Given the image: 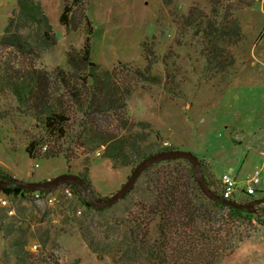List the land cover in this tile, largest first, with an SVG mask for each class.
<instances>
[{"label": "rangeland", "instance_id": "1", "mask_svg": "<svg viewBox=\"0 0 264 264\" xmlns=\"http://www.w3.org/2000/svg\"><path fill=\"white\" fill-rule=\"evenodd\" d=\"M34 1L41 3L57 43L53 47L44 44L38 26L20 23L18 17L13 27L25 37L31 51L25 55L0 48L3 69L21 75L46 74L51 98L74 111L71 124L78 131L82 114L71 101L70 91L72 87L83 90L85 71L71 63L70 56H79L88 32L94 31L91 62L102 70L115 71L121 84L133 83L129 81L136 70L146 69L142 44L147 41L155 53L151 75L161 83L136 81L127 117L134 123H150L153 138L159 134L164 145L191 153L208 166L218 182L224 174L243 181L261 169L254 198H264V0ZM67 5L72 10L69 27L60 23ZM14 11H18L17 3L8 2L6 19L0 9V40ZM190 14L203 23L189 26L186 19ZM226 19H236L243 36L233 45L232 41L219 42L231 48L236 60L234 66L220 71L208 63L210 46L205 33L210 23L219 27ZM49 140L35 115L34 101L19 103L12 90L5 89L0 94V167L5 173L30 186L64 178L82 185L79 175L90 160L93 191L88 201L102 197L115 203L119 199L132 175L131 167H115L111 159L103 157L104 148L92 153L76 150L78 159L71 168L63 157L31 158L27 153L28 144L36 141V154L43 156L46 146L53 145ZM16 188L0 186V264H113L112 256L99 259L89 248L80 222L114 225L135 210L139 199L134 196L99 213L82 202L71 204L63 198L65 209L44 212L29 195H23V187ZM6 195L14 214L2 206ZM254 198H243L241 204ZM78 210L82 214L74 216ZM253 210L264 220V203ZM254 226L252 237L221 264H264V227L257 222ZM35 244L40 247L33 253L30 247Z\"/></svg>", "mask_w": 264, "mask_h": 264}, {"label": "trees", "instance_id": "2", "mask_svg": "<svg viewBox=\"0 0 264 264\" xmlns=\"http://www.w3.org/2000/svg\"><path fill=\"white\" fill-rule=\"evenodd\" d=\"M17 9L9 16L0 48H13L25 55L31 51L25 37L13 27L18 17L20 23L38 26L39 39L44 44L56 45L53 27L41 3L17 0ZM71 11L65 6L60 17L65 27L70 26ZM192 16L194 14L186 19L189 26L203 23V19L197 21L200 17ZM93 34V30L88 32L77 58L70 56V62L84 67L85 71L83 90L72 87L70 91L71 101L82 114L78 131L71 124L74 111L61 100L51 98L46 74L21 75L13 69H3L0 62V94L9 88L19 103L33 100L35 115L43 125L45 136L53 143L51 147L46 146L44 155L39 157L36 154L39 144L32 141L26 147L27 153L31 158L63 157L71 168L72 161L78 159L76 150L81 148L92 153L104 148L103 157L111 159L115 167L132 168V175L115 203L102 197L94 198L93 204L88 201L89 192L93 191L90 160L85 161V171L79 175L83 184L73 182L83 206L99 213L134 196L139 198L135 210L129 212L127 218L117 219L114 225L80 222L83 238L99 259L112 256L113 264H221L224 257L234 254L245 239L252 237L256 230L254 222L264 227V220L253 210L264 203V198L253 196L250 202L240 203L239 208L230 206L229 200L221 194L220 182L208 166L191 153L164 145L159 134L153 138L150 123L132 122L127 117V107L134 92L133 85L136 81L161 83L160 78L151 75L155 53L148 42H144L146 69L136 70L129 81L133 83L121 84L115 71L102 70L91 62ZM205 36L210 46L208 63L220 71L234 66L236 60L231 48H224L219 42L232 41L233 45L239 41L243 36L240 23L236 19H226L219 27L210 23ZM62 78L66 82V78ZM65 180L71 182L68 178L62 181ZM0 186L18 189L28 184L15 180L0 167Z\"/></svg>", "mask_w": 264, "mask_h": 264}, {"label": "built area", "instance_id": "3", "mask_svg": "<svg viewBox=\"0 0 264 264\" xmlns=\"http://www.w3.org/2000/svg\"><path fill=\"white\" fill-rule=\"evenodd\" d=\"M47 147L45 148V150ZM261 169L255 171L251 176H248L243 181H237L234 177L229 174H224L220 179L221 194L226 200L235 202L237 204L242 203L243 198H251L257 194V187L261 183ZM23 187V195H29L30 199L37 205L38 208L46 212L53 208L65 209L66 204H62V199L65 198L66 201L81 202L79 194L74 189L73 182L65 181H55L49 180L45 182L42 186H30ZM21 196V194H17ZM10 197L5 196L1 200L2 206L4 208L10 209ZM57 210V209H56ZM10 214H14V209H10ZM82 211L78 210L74 213V216L81 215ZM39 245L35 244L30 247L33 253L39 250Z\"/></svg>", "mask_w": 264, "mask_h": 264}, {"label": "crops", "instance_id": "4", "mask_svg": "<svg viewBox=\"0 0 264 264\" xmlns=\"http://www.w3.org/2000/svg\"><path fill=\"white\" fill-rule=\"evenodd\" d=\"M8 2L15 4V3H17V0H0V9L4 10L6 19H7V3Z\"/></svg>", "mask_w": 264, "mask_h": 264}, {"label": "water", "instance_id": "5", "mask_svg": "<svg viewBox=\"0 0 264 264\" xmlns=\"http://www.w3.org/2000/svg\"><path fill=\"white\" fill-rule=\"evenodd\" d=\"M191 159H193L197 163V160L195 158H191ZM61 180H63V179H61ZM61 180H55V181H61ZM227 204H229L230 206H233V207H237V208L241 207V205H239L235 202H231V201H228Z\"/></svg>", "mask_w": 264, "mask_h": 264}]
</instances>
